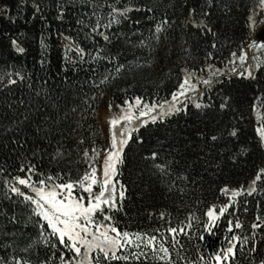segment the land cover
<instances>
[{
  "label": "snow or ice",
  "instance_id": "1",
  "mask_svg": "<svg viewBox=\"0 0 264 264\" xmlns=\"http://www.w3.org/2000/svg\"><path fill=\"white\" fill-rule=\"evenodd\" d=\"M50 3L51 14L56 21L63 23L66 15H77L75 37L48 26L43 0H16L14 9L0 0V18L14 24L22 11L30 8L32 18L39 16L45 22L47 33L42 31L39 37L37 63L41 68L49 63V41L53 37L57 42H63L62 66L65 70L69 67L75 70L77 66L89 62L92 65L103 62L105 70L97 73L95 67H92L89 79L84 82L89 86L91 96L85 94L82 103L86 108H81V112L94 111L90 101H94L97 93L103 96L105 86H115L116 81L123 79L133 69V64L127 59L121 60L122 53L111 51L109 46L114 45V41L124 39L132 47L149 49L150 55L153 42L166 37L176 23L174 14L171 18L169 16V9L166 8L157 16V9L144 2L50 0ZM180 7L186 10L181 27H190L201 35L212 37L209 50L204 53L205 67L209 70L207 78L202 68L187 66V61L194 58L191 45L182 39L180 52L186 66L180 68L183 77L177 89L170 93V100L149 103L140 95L127 96L128 89H119L125 98L120 103L109 102L107 106L106 146L102 150L94 144L89 148H80L85 139L81 137L76 141L80 160L85 167L75 179L70 175L65 179L66 174H62V171L55 172V175L45 173L43 165L37 163L44 157L49 158V164L59 163L69 152L59 140L53 142L54 134L58 131L60 113L52 111L54 102L49 107L52 96L47 90V81L33 88L32 78L21 71L0 72V151L4 153V158L0 159V190L3 196L0 217L15 226L18 223L16 209L22 208L28 213V219L33 221L34 233L27 246L19 249L12 240L15 233H6L0 264H34L32 257H36L35 264H238V259H243L246 264H264V252L258 248L259 244H264V213L260 211L254 213L247 225L239 216L234 221L229 219L226 226L229 235L224 237V244L207 255L198 244H193L191 231L195 221L204 233L212 234L217 221L226 212L232 216L233 212L239 210L237 198L264 193V163L254 170L246 186L232 187L224 184L220 187L219 192L225 197V202L219 208L216 204L207 205L202 214L206 218L203 222L194 212H189L184 220L175 223L171 217L165 222V213L161 212L159 219L166 226L162 224L160 227L136 232L122 230L114 222L113 213L123 210L126 196V187L118 176L120 166L124 164L126 147L131 150L130 141L143 147L144 136L138 134L142 127L147 131L149 124L163 125L173 115L189 114V105L200 112L233 110V77L258 85L254 89L258 94L251 98L249 111L256 114L257 126L254 132L258 147L264 149V83L258 79V74L264 72V62L257 55H253L249 61L245 50L255 49L264 56V32H261L259 40L254 38L257 20L264 21V0H253L245 6L247 43L242 40L236 50H230L223 67H214L210 63L217 50V34L211 25V17L217 10L223 15H230L233 8L239 10V4L221 3V0H203L202 3L198 0L192 4L190 0H183ZM132 12L140 13L145 19L151 18L153 23L148 36H143L141 19H133L129 15ZM123 22L130 25L127 33L112 31L113 25L119 26ZM81 35L83 42L80 40ZM3 36L12 51L25 53L23 41L18 35L4 32ZM131 36L139 38L133 43ZM133 59L136 61L135 67L150 66L151 63L147 57L134 56ZM18 84L24 85L27 91L22 90L16 95L12 89ZM213 85L219 86L218 102L212 96L208 97L206 103L202 102L204 91L200 86L211 91ZM68 112L76 113L77 108L73 106ZM68 112L63 115L65 120L68 119ZM70 132L75 133L76 128H71ZM134 133L138 135L134 136ZM240 135L241 130L232 125L207 139L209 142L225 137L235 140ZM163 147L160 145L155 149H146L147 155L143 158L153 162L155 174L171 179L175 162L161 157ZM101 151L103 158L98 174L95 161ZM236 158L231 157L233 162ZM12 161H15V174L9 171L13 167ZM176 180L183 183L188 180V176L177 174ZM258 183L261 185L259 188ZM179 191L182 193L183 189ZM247 204L248 201L243 200L244 213L248 212ZM229 209L233 212H229ZM233 229L237 231L233 232ZM197 239L202 241L204 235H199Z\"/></svg>",
  "mask_w": 264,
  "mask_h": 264
},
{
  "label": "trees",
  "instance_id": "2",
  "mask_svg": "<svg viewBox=\"0 0 264 264\" xmlns=\"http://www.w3.org/2000/svg\"><path fill=\"white\" fill-rule=\"evenodd\" d=\"M13 9L16 0H3ZM124 3L125 0H120ZM128 3H150L157 9V16L169 9L170 18L174 14L176 23L172 25L166 37H162L159 42H153L149 49L132 47L126 40L120 39L110 45L113 53H122L121 60L127 59L133 64V69L126 74L123 79L116 81L113 87L105 86L103 93L107 94L109 102L120 103L125 94L119 89H128L127 96L140 95L149 103L170 100V93L178 87L183 74L180 68L186 66L180 52V41L186 40L191 45V52L194 59L187 61V66H195L203 69L204 77L208 74L205 67L204 53L208 49L212 37L201 35L190 27H181L186 10L180 5L183 0H127ZM198 0H190L196 4ZM203 2V0H199ZM231 5L239 4V10L233 8L230 15H223L219 10L211 17V25L217 34V50L213 53L210 61L214 67H223L227 63L226 57L230 50H236L242 40L247 43L248 27L246 24L245 6L251 4L253 0H221ZM45 5V15L47 24L52 30H62L66 34L75 37L77 15H66L63 23L56 21L52 13L50 0H43ZM129 15L133 19H141V33L148 36L149 28L152 26L151 18L145 19L140 13L132 12ZM130 25L123 22L121 25H113L112 31L127 33ZM47 33L45 22L39 16L31 17V9H25L17 19L16 23L10 24L0 18V72L21 71L32 78V86L36 88L43 81H47V90L51 93L55 107L53 112L60 113L58 131L54 134L53 142L59 140L69 150L65 158L59 163L49 164L48 157L38 164L43 165L45 173L62 171L65 179L70 175L76 178L81 170V161L78 159L76 141L83 137L87 140L95 130V112L102 103V96L98 93L92 104V110L81 112V108H86L82 100L87 94L91 96L89 86L84 82L91 75V68L95 67L97 73L105 70L103 62L92 65L91 62L77 66L75 70L69 67L67 70L62 66V46L63 42H57L53 37L50 39V50L47 55L49 63L43 68L37 63L39 59V37L41 32ZM18 35L23 41L26 51L24 54H17L8 45V40L3 33ZM139 37L131 36L133 43ZM46 41L49 40L47 35ZM80 40L83 42V36ZM101 43H103L101 41ZM91 47V44L88 43ZM71 55V53H69ZM147 57L150 59V66L135 67L136 61L133 57ZM264 67V64H262ZM199 74V73H198ZM258 79L264 83V72L258 74ZM67 81V82H66ZM258 85L247 80H240L233 77L231 81V92L234 98L233 110L218 112L215 110H205L200 112L189 105V114L181 113L168 118L163 125L149 124L148 130L141 128L138 134L144 136L143 147L133 144L130 141L131 150L125 149L126 156L124 164L120 166L118 179L126 187V196L123 201V210L113 213L114 222L122 230L130 232L150 230L160 227L166 223L159 219V213H165L164 221L171 217L173 223L177 220H184L189 212H194L195 216L203 222V212L207 205L216 204L217 208L225 202V197L219 192V188L224 184L232 187L247 185L254 170L264 163V149L258 147L256 134L254 132L256 114L249 111L251 98L258 94L254 91ZM218 85H213L207 97L212 96L218 102ZM13 92L19 95L21 91H27L24 85L13 86ZM75 106L76 113L68 112ZM115 111V109H113ZM68 112V119L63 115ZM82 117V118H81ZM242 117V118H241ZM79 121V124H77ZM235 125L241 130V135L235 140L226 137L216 142H209L207 137L217 134L227 126ZM75 127L76 132L71 133L70 129ZM134 133L135 135H138ZM85 144V143H84ZM84 144L80 148L84 147ZM163 145L161 157L174 161L173 176L169 179L166 176L155 174L153 162L145 160L146 149H155ZM247 149V151H242ZM236 156L235 162L231 157ZM4 158V153L0 151V159ZM157 163L159 161H156ZM13 167L9 171L15 174V161L11 162ZM187 175L188 180L181 183L176 180V175ZM35 179V177H33ZM175 181V184H173ZM194 182V183H193ZM261 187L258 183V188ZM183 189L181 193L179 189ZM247 200L248 212H243V200ZM0 202H3L2 190H0ZM238 211L229 216L228 212L221 217L212 234L203 232V229L193 221V244H198L201 251L207 255L216 251L224 244V237L229 235L227 232V221H233L237 216L247 225L256 211L264 213V193L258 192L253 196L237 198ZM259 204V207H257ZM151 214V215H150ZM18 223L13 226L3 217H0V255H4L3 242L7 239L6 233L14 232L12 237L14 246L19 248L26 247L30 237L34 235L32 231V220L28 219V213L22 208L16 209ZM237 230L233 229V232ZM203 234L204 239L198 240L197 237ZM183 240L184 238L181 237ZM259 251L264 252V244L258 245ZM239 258V252L237 253ZM35 264L36 257H32ZM238 264H246L243 259H238Z\"/></svg>",
  "mask_w": 264,
  "mask_h": 264
},
{
  "label": "rangeland",
  "instance_id": "3",
  "mask_svg": "<svg viewBox=\"0 0 264 264\" xmlns=\"http://www.w3.org/2000/svg\"><path fill=\"white\" fill-rule=\"evenodd\" d=\"M263 25H264V21H261L258 19L255 25L254 38L257 39L256 35ZM245 50L247 51L249 61H251V58L253 55H257L260 58V60L264 62V56H261L260 53L257 52L255 49L245 48ZM200 87L204 91V96L201 97V101L206 103L208 99L207 97L208 92H206V89H204L203 86H200ZM106 95L107 94H103L102 100H101L102 103L100 107L98 108V110L95 112V124H96L95 130L89 136V138H87V140L85 139V144L83 148H89L92 144H94L97 149L102 150L106 146V138L108 137V127H107L108 117L106 115L108 113V107H107L108 98L106 99L107 97ZM78 153H79V150L77 152V155L79 156ZM102 158H103V152L101 151V155L97 157L95 161L97 169H98V174H99V169L101 168V165H102ZM78 159L80 160V157ZM84 167L85 165L81 161V170L79 173H82V171L84 170Z\"/></svg>",
  "mask_w": 264,
  "mask_h": 264
},
{
  "label": "water",
  "instance_id": "4",
  "mask_svg": "<svg viewBox=\"0 0 264 264\" xmlns=\"http://www.w3.org/2000/svg\"><path fill=\"white\" fill-rule=\"evenodd\" d=\"M261 32H264V25L261 27V29L259 30V32L256 35L257 40H259Z\"/></svg>",
  "mask_w": 264,
  "mask_h": 264
}]
</instances>
